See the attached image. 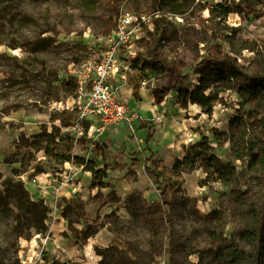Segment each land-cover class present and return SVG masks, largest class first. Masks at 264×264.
<instances>
[{
  "label": "rangeland",
  "instance_id": "374dc122",
  "mask_svg": "<svg viewBox=\"0 0 264 264\" xmlns=\"http://www.w3.org/2000/svg\"><path fill=\"white\" fill-rule=\"evenodd\" d=\"M219 3L229 5L232 12L224 14ZM213 7H217L216 15L210 12ZM175 9L176 0H159L156 5L154 0H0V191L7 179L22 180L33 198L44 199L50 207L46 234L33 230L30 237H19L14 207L0 206V264H50L54 260L90 264V257L95 258L94 264H101V253L111 245L138 254L144 264H231L228 256L223 260L213 256V220L206 214L214 209L228 212L227 237L254 229L264 197L263 181L247 177L244 189L250 187L251 191L240 203L220 182L203 185L202 169L176 173L173 164L202 135L212 139L211 128L229 130L243 99L235 90H227L220 94L212 114H207L191 101L182 107L177 91L182 86L193 90L201 72L207 80L219 83L210 64L202 70L198 66L212 54L229 52L248 71H260L264 76V0H195L184 14H176ZM155 10L161 16L145 28L136 46L137 69L125 83L132 93L131 102L150 112V118L144 120L154 139L147 142L140 130L143 141L139 143L126 135L125 129L109 146L98 145L91 154L82 144L75 153L86 159L83 166L56 164L32 149L33 135L59 124L62 112L52 106L50 92L56 87L43 82L45 71L59 70L60 79L78 75L81 64L97 50V39L108 35L112 27L113 31L122 15ZM21 12L27 13L28 19L22 18ZM44 36L52 38L44 40ZM26 39L36 42V49L28 47L27 51L18 44ZM137 81L140 91L135 98L131 84ZM143 81H147L145 86ZM217 152L223 154V149ZM148 155L152 156V168L177 180L171 226L144 164L132 159ZM35 167L46 171L37 174ZM84 167H105L107 186L92 184V172ZM49 193L58 194L57 202L44 196ZM101 194H109V201L87 223L80 215L89 213ZM74 197L83 201L82 206L69 211L78 221L75 226L84 229L90 224L97 230L85 242L80 234H73L63 217L65 200ZM149 213L159 221L155 243ZM251 240L254 243L249 239L243 242L250 256L242 264H256L254 236Z\"/></svg>",
  "mask_w": 264,
  "mask_h": 264
},
{
  "label": "trees",
  "instance_id": "16d2710c",
  "mask_svg": "<svg viewBox=\"0 0 264 264\" xmlns=\"http://www.w3.org/2000/svg\"><path fill=\"white\" fill-rule=\"evenodd\" d=\"M159 0H154V5ZM195 0H176V14H184L186 9L191 8ZM224 8V14L232 12L231 7L225 3H219ZM185 8V9H184ZM217 7L211 8V14L216 15ZM24 19H28V14L21 12ZM159 19H156L157 22ZM113 28V27H112ZM110 28L108 34L112 31ZM115 29V28H114ZM113 29V30H114ZM51 36H44V40H50ZM36 42H28V39L19 41L18 44L28 51L36 49L33 46ZM249 47V46H247ZM140 58L143 53H139ZM139 58V57H138ZM137 58V59H138ZM136 59V62H137ZM135 62V66L137 67ZM210 64L214 71L215 78L219 79V83H213L205 78V73L201 72L199 85L193 90L186 87L178 89V103L182 107H187L189 101L201 106L204 113L212 114L214 106L220 101V94L227 90H235L243 99L237 109V115L231 120V128L229 130H220L216 127L211 128L213 138L208 135H202L201 140L191 143L185 148V156L177 158L173 164V170L181 173L186 169L196 170L202 169L205 172L203 185L220 182L227 187L230 196L236 202H242L248 198L247 194L251 191L250 187L244 189L246 178H259L264 184V76L260 71H248L245 66L238 63L235 56L229 52L221 55H208L198 64L200 70L205 65ZM147 68V66H146ZM137 69V68H136ZM43 82L46 86L54 85L56 90L51 94L53 101L62 100L74 94L77 87V78L68 76L60 79V72L57 69L49 68L45 71ZM214 84V85H213ZM133 88V96L139 97L140 82L131 84ZM61 92L63 95H61ZM18 110L22 107H13ZM77 117L76 112H61L58 117L59 124H54L52 129L44 128L41 133L33 135V141L30 144L32 149L43 152L46 158L54 161L56 164L72 162L78 166H83L86 159L75 153V138L70 131H63L62 128L71 125L72 121ZM138 132L144 130L146 141L150 142L154 139L153 130L148 127L145 120L139 119L137 123ZM130 138L133 134L128 133ZM111 141L108 139L104 145L109 146ZM223 149V154L217 152V149ZM135 161L142 162L148 176L152 178L154 185L161 199V206L165 211L168 226H171L172 209L175 204V183L177 180L166 178L165 175L149 164L152 159L151 155L139 158L133 157ZM92 172V184L102 188L107 186L105 179L108 176L106 168L95 169V167H84ZM36 173L45 172L42 167H35ZM2 173L0 172V179ZM3 191H0V206L14 207L17 225L15 232L19 237H30L33 230L39 234H46L49 231L47 219L50 213V207L44 199H35L30 191L25 187L24 181L7 179L5 181ZM110 195L101 194L95 199L92 210L87 214H81L80 217L87 223L93 218L99 210L109 201ZM83 205V201L79 197L65 200V210L63 217L68 221L70 228L75 235L80 234V239L85 242L88 238L94 236L97 230L88 224L84 229L75 226L77 220L69 215V211L75 207ZM147 219L151 224L153 231V240L155 243L157 228L159 221L156 215L147 214ZM213 220L211 229L212 253L215 258L226 259L231 258L229 263L242 264V260L250 256L243 245L244 241L252 244L251 240L254 236L255 243V261L256 264H262V253L264 244V197L261 204L259 217L255 220L254 229L248 228L233 233L230 237L224 234V229L229 220L228 212L222 209H214L206 214ZM238 235V237H237ZM249 236L248 238L246 236ZM122 251V252H121ZM121 253V255H116ZM101 264H144L141 257L129 251H123L116 245L106 248ZM50 264H61L53 261Z\"/></svg>",
  "mask_w": 264,
  "mask_h": 264
},
{
  "label": "built area",
  "instance_id": "2783aa9c",
  "mask_svg": "<svg viewBox=\"0 0 264 264\" xmlns=\"http://www.w3.org/2000/svg\"><path fill=\"white\" fill-rule=\"evenodd\" d=\"M160 16L156 10L122 15L111 33L97 39L94 55L81 64L75 76L74 94L53 102L52 106L58 111L77 113L71 125L62 128L74 135L75 150L84 144V151L91 154L107 137L115 140L124 129L139 143L143 141L136 122L144 117L139 109L131 107L125 83L136 70V46L142 41L145 28ZM146 84L147 81L142 82L143 86ZM44 196L58 200V194Z\"/></svg>",
  "mask_w": 264,
  "mask_h": 264
},
{
  "label": "crops",
  "instance_id": "0c3cea01",
  "mask_svg": "<svg viewBox=\"0 0 264 264\" xmlns=\"http://www.w3.org/2000/svg\"><path fill=\"white\" fill-rule=\"evenodd\" d=\"M131 89V88H130ZM125 92H126V94L128 95V97L131 99V95H132V93L129 91V89H127V87H125ZM130 105H131V107H133V108H137V109H139L138 108V106H136L134 103H133V101L131 102V100H130ZM140 111H141V113H142V115H143V117H144V119H146V118H150V112H148V111H143V110H141L140 109ZM138 123V121L136 122V124ZM138 127V126H137ZM125 130V129H124ZM35 132H37V130L35 131ZM123 132V131H122ZM122 132H121V135H122ZM129 132L128 131H126V135L128 134ZM120 135V136H121ZM110 140L111 141V143H112V141H113V139H111V138H109V137H107L105 140H104V142L102 143V144H100V145H104V143H105V141L106 140Z\"/></svg>",
  "mask_w": 264,
  "mask_h": 264
},
{
  "label": "bare ground",
  "instance_id": "6f19581e",
  "mask_svg": "<svg viewBox=\"0 0 264 264\" xmlns=\"http://www.w3.org/2000/svg\"><path fill=\"white\" fill-rule=\"evenodd\" d=\"M94 259H95L94 257H90V262H91L90 264H94V263H93V260H94Z\"/></svg>",
  "mask_w": 264,
  "mask_h": 264
}]
</instances>
